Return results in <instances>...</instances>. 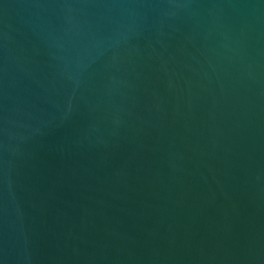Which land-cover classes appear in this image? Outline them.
<instances>
[{
	"label": "water",
	"instance_id": "1",
	"mask_svg": "<svg viewBox=\"0 0 264 264\" xmlns=\"http://www.w3.org/2000/svg\"><path fill=\"white\" fill-rule=\"evenodd\" d=\"M0 264H264V0H0Z\"/></svg>",
	"mask_w": 264,
	"mask_h": 264
}]
</instances>
